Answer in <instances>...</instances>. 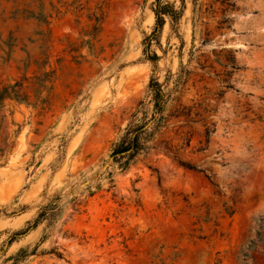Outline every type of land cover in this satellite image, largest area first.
<instances>
[{
  "label": "rangeland",
  "instance_id": "rangeland-1",
  "mask_svg": "<svg viewBox=\"0 0 264 264\" xmlns=\"http://www.w3.org/2000/svg\"><path fill=\"white\" fill-rule=\"evenodd\" d=\"M161 3L0 0V264H264V0Z\"/></svg>",
  "mask_w": 264,
  "mask_h": 264
},
{
  "label": "trees",
  "instance_id": "trees-1",
  "mask_svg": "<svg viewBox=\"0 0 264 264\" xmlns=\"http://www.w3.org/2000/svg\"><path fill=\"white\" fill-rule=\"evenodd\" d=\"M154 19H155V28L154 31H158L163 25L164 16H168L171 20H176L177 13L175 11H168V6L163 5L161 0H155V7L153 9ZM149 39V38H148ZM147 39V40H148ZM149 41V40H148ZM150 61H153L150 59ZM230 66L235 68L234 60L230 59ZM148 91L151 95V101L153 104V114L150 118V121H158V125L156 129L161 128L160 125L163 118L159 117L164 111V107L167 103L166 95L162 92L158 83L154 80H150L148 85ZM8 94L5 91L0 92V100ZM136 115H133V120ZM145 125V124H144ZM143 124L137 125L132 121L128 123L123 137L120 139L118 143L113 146V149L110 154L111 160L118 164L122 171L126 170L130 163L134 161V159L140 154L147 151L149 148L146 147V143L148 142V135H146L145 128ZM208 134V132L206 133ZM167 152H170V149L166 148ZM179 164L187 170L195 171L196 169L188 164L181 163ZM260 240H264V237L259 235ZM253 248V244L251 243L247 247V251ZM243 264L245 263V259L247 258V252L242 254Z\"/></svg>",
  "mask_w": 264,
  "mask_h": 264
}]
</instances>
